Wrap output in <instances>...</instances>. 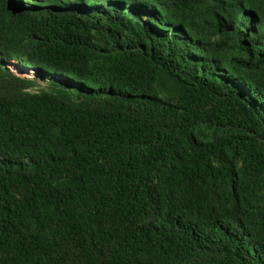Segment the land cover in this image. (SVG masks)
<instances>
[{
	"label": "trees",
	"instance_id": "16d2710c",
	"mask_svg": "<svg viewBox=\"0 0 264 264\" xmlns=\"http://www.w3.org/2000/svg\"><path fill=\"white\" fill-rule=\"evenodd\" d=\"M0 264H264V0H0Z\"/></svg>",
	"mask_w": 264,
	"mask_h": 264
},
{
	"label": "rangeland",
	"instance_id": "374dc122",
	"mask_svg": "<svg viewBox=\"0 0 264 264\" xmlns=\"http://www.w3.org/2000/svg\"><path fill=\"white\" fill-rule=\"evenodd\" d=\"M26 74H27V73H26ZM40 84H41V83H40ZM45 84H46V83H43V82H42V85H45ZM42 87H44V86H42Z\"/></svg>",
	"mask_w": 264,
	"mask_h": 264
}]
</instances>
